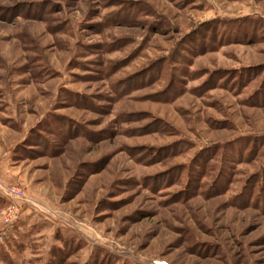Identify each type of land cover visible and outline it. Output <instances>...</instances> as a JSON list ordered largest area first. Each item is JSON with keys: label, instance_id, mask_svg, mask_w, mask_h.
<instances>
[{"label": "rangeland", "instance_id": "1", "mask_svg": "<svg viewBox=\"0 0 264 264\" xmlns=\"http://www.w3.org/2000/svg\"><path fill=\"white\" fill-rule=\"evenodd\" d=\"M0 264H264V0H0Z\"/></svg>", "mask_w": 264, "mask_h": 264}, {"label": "trees", "instance_id": "2", "mask_svg": "<svg viewBox=\"0 0 264 264\" xmlns=\"http://www.w3.org/2000/svg\"><path fill=\"white\" fill-rule=\"evenodd\" d=\"M222 24H224V22H222ZM229 24V23H228ZM227 24V25H228ZM228 26H231V27H233L232 28V33H233V35H238L239 34V28L242 26V23H240V22H236V23H234V24H231V25H228ZM241 32V31H240ZM238 39V37L237 38H235L233 41H238L237 40ZM245 201L247 202V200L245 199Z\"/></svg>", "mask_w": 264, "mask_h": 264}]
</instances>
